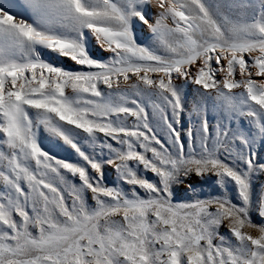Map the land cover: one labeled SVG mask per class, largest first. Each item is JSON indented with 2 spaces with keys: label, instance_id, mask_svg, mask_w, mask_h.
Masks as SVG:
<instances>
[{
  "label": "snow or ice",
  "instance_id": "snow-or-ice-1",
  "mask_svg": "<svg viewBox=\"0 0 264 264\" xmlns=\"http://www.w3.org/2000/svg\"><path fill=\"white\" fill-rule=\"evenodd\" d=\"M0 264H264V0H0Z\"/></svg>",
  "mask_w": 264,
  "mask_h": 264
}]
</instances>
